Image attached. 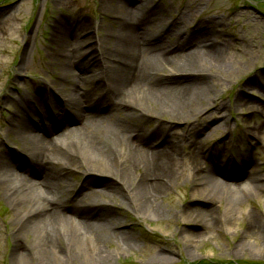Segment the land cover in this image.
Here are the masks:
<instances>
[{
    "label": "rangeland",
    "instance_id": "374dc122",
    "mask_svg": "<svg viewBox=\"0 0 264 264\" xmlns=\"http://www.w3.org/2000/svg\"><path fill=\"white\" fill-rule=\"evenodd\" d=\"M117 1L0 0V152L8 155V165L23 164L25 167L28 156L32 153L22 140L23 134L11 127L12 116L19 112L24 115L26 112L22 97H35L40 91L42 96L46 93L43 98L45 102H50L53 108L44 104L45 110L41 108L42 112H56L58 115L53 116L54 129L50 135L53 137H67L65 134L69 132L70 126L64 124L67 118L63 112L77 111L79 108L72 105L73 103L66 106L60 93L63 92L65 96L68 93L70 82L64 79L68 72L76 75V90L80 89L82 93L87 92L94 97L90 104L99 109H106L107 100L102 96L114 85L112 72L106 65H102L103 74H100V67L98 70L95 63L89 64L86 56L77 59L76 47L78 44L85 47L90 43L89 40H97L103 52L104 47L112 45V39L107 36L114 32V18L110 17L121 16L124 12L122 5L130 0L120 1L122 5ZM153 1L158 8L157 16L161 20L158 26L166 23L173 29L174 41L178 40L175 37H179L182 44L187 43L185 45H188V48H195L201 40L198 31L202 29L214 32L211 40L219 43L225 41L219 65L211 67L209 63H202V67L210 69L209 76L204 92L200 95L201 100L194 105L196 116L187 118L189 124L184 119L177 120L165 114L160 118L153 116L152 122L144 125L145 129L156 127L159 121L165 129L171 127L172 132L177 135L186 134L189 128L194 133L202 130V133L195 134L194 138L208 149L217 161L212 166L215 169L212 172L219 181L215 182V178L207 179L208 191L201 194L200 188L205 181H199L200 176L194 174L189 159L185 157L184 164L182 162V175L167 195L160 199L166 213L163 217L146 218L137 209L136 196L131 201L122 196L116 198V204L108 203V208L101 211L98 209V203L110 201L108 197L92 196L91 199L94 198L95 202L84 199V193L90 189H101L110 177L99 173L107 170L106 168H91V172H88L87 164H80L79 169L76 168L67 176L68 188H65L64 183L60 184V200L70 206L75 199H84L79 202L82 204L81 213L86 214L94 209V212L112 214L116 210V218L122 220L124 228L131 232L138 246L126 251L117 247L116 243L107 244L105 248L109 255L111 254L110 259L101 261L92 256L93 248L89 249L83 236L78 235L77 228L65 219L61 224L69 242L61 240V245L67 250L70 249L69 246L73 248L72 252L67 253L73 259L63 262L52 260L48 264H264V241L255 242L250 234H246V211H262L264 189L258 197L250 198L243 189H225L223 183L239 184L247 181V177L243 176L244 169L251 171L257 168L258 172L264 175V0ZM142 13L143 11H140L139 14ZM84 19L90 22L91 28L85 33L81 30L75 34L69 33L70 41L59 39L60 34H55V25L73 24ZM67 55L75 56L76 66L69 68L66 65ZM164 74L169 76L171 73ZM126 101L140 106L137 108L138 112H157L154 103L139 102L134 93L128 95ZM216 107H219V120L204 126L205 123L200 117L217 110ZM125 111L127 108H117V112ZM88 112L92 113L91 110ZM223 118H226L228 123L222 124ZM26 119L28 125L36 123L35 114L27 116ZM7 126L12 131L5 138L4 130ZM251 130L259 132V135L254 136ZM30 131L36 136L40 135L38 128ZM183 139V155L186 156L190 151L188 142L192 140V136ZM209 162L210 159L206 158L205 163L209 165ZM1 163L0 159V167ZM98 166L109 165L98 163ZM111 167L116 168L114 164ZM113 169L111 170L115 171ZM6 173V170L1 169L0 175ZM21 174L28 172L25 168H18L16 175L21 178ZM17 184L20 186V183ZM13 186L11 183V187ZM8 188L9 183L4 184L0 176V264H43L37 258L30 261H17L15 258L18 250L21 252L15 243L16 229L22 224L19 222L18 209L14 210L15 204ZM30 191L33 193V190ZM234 194L237 197H234ZM28 200V206L22 205L21 209L29 210L32 200ZM211 208L216 213L213 217L214 226L208 221L209 218L206 220L203 217L191 216L194 210L209 211ZM227 209L237 211L231 233L225 223ZM27 230L28 228H23L19 232L25 243L31 247L39 244L40 237ZM261 232L264 233V222ZM186 233L199 235L195 238V243L194 238H191L189 243L186 242L183 238ZM246 239L253 243L241 249L240 242ZM156 243L158 245L153 247ZM78 244H81L80 249ZM86 249L87 255L83 252ZM159 252L165 254L168 259H159Z\"/></svg>",
    "mask_w": 264,
    "mask_h": 264
},
{
    "label": "bare ground",
    "instance_id": "6f19581e",
    "mask_svg": "<svg viewBox=\"0 0 264 264\" xmlns=\"http://www.w3.org/2000/svg\"><path fill=\"white\" fill-rule=\"evenodd\" d=\"M120 1L117 2L122 5ZM121 8L124 10L121 16L110 17V19L114 18L112 21L114 32L107 35L112 39L110 47H104V51L101 52L100 42L97 40H89L90 43L85 47L80 44L76 47L77 59L86 56L89 64L95 63L98 70L100 67V74H103L102 65H106L112 72L114 85L106 95L104 93L102 96L104 100H107L106 109H99L90 104L94 97L87 92L82 93L80 89L76 90L75 86L78 85L76 75L68 72L64 79L70 82L68 93L65 92L69 99L63 92L60 93L66 106L73 103L72 105L79 108L77 111L63 112L64 117L67 118L64 124L70 126L69 132L65 134L66 138L63 137L64 135L50 136L53 133L51 130L54 129L53 116L58 117V115L56 112H42L41 108L45 110L44 104L53 108L50 102H45L43 98L46 95L45 92L43 96L40 91L38 96L22 97L21 101L26 112L24 115L23 112H19L12 116V129L23 134L22 140L27 149L32 152L28 156L25 167L23 164L8 165L6 160L8 155L0 152L2 162L0 171L1 169L7 171L5 175L0 176L4 184L9 183L8 191L15 204L14 210L18 209L19 222L22 224L19 229H16L15 235V243L21 250V252L18 250L16 254L17 261L26 259L30 261L37 258L43 264H48L52 260L56 262L72 260L73 257L68 256L67 253L72 252L73 248L69 246L70 249L67 250L61 245V240L69 242L61 224L65 219L77 228L78 235L83 236L89 249L93 248L92 256L101 261L110 259L111 254L109 255L105 248L107 244L116 243L117 247L126 251L136 248L138 246L136 239L124 228L122 220L116 218L115 214L118 213L116 210L113 214L94 212L95 209L88 214L81 213L82 204L79 201L88 198L90 202H95L94 198L91 199L92 196L108 197L110 201L104 200L98 203V209L101 211L108 208L106 205L108 203L116 204L114 202L116 198L122 196L131 201L136 196L137 209L144 217H163L166 210L160 199L167 195L182 175V162L184 164L185 157L189 159L194 174L200 176L199 181H205L200 188L201 194L208 191L207 179L215 178L217 180L215 182L219 181L212 172L215 171L212 166L217 161L209 150L194 138V135L201 134L202 130L194 133L189 128L186 134L177 135L172 132L171 127L165 129L159 121L156 127L145 129L144 125L152 122L153 116L160 118L165 114L177 120L184 119L189 124L187 118L196 116L194 105L201 100L200 95L204 92L209 76L210 69L202 67V63H209L211 67L219 65L224 53L225 41L219 43L211 40L214 32L202 29L198 31L201 40L197 42L195 48L194 46L188 48V45H185L187 43L182 44L179 37H175L178 40L174 41L173 29H170L166 23L158 26L161 20L157 16L158 8L153 0H130ZM140 11H143L142 15L139 14ZM90 28V22L84 19L73 24L60 23L54 26V31L55 34H60L59 39L64 38V41H70L69 33L75 34L79 30L85 33ZM59 39L56 37V41ZM74 57V55L65 56V62L69 68L77 65ZM164 73L171 74L166 76ZM131 93L136 94L139 102L154 103L158 106H154L157 112H143L144 110L138 112L137 108L140 106L126 101V97ZM86 103L89 104L86 105ZM119 106L127 108V111L117 112ZM216 108L217 110L210 112V115L200 117V120L205 123L204 126L219 120L217 117L220 114L219 107ZM90 110L92 113L88 112ZM34 114L36 123L28 125L26 117ZM226 123H228L227 119L223 118L222 124ZM35 128L40 130L37 131L40 135L36 136L30 131ZM12 129L6 127L5 138ZM251 132L254 136L259 135V132L252 130ZM191 136L192 140L188 142L189 154L184 156L183 138H191ZM206 158L210 159L209 165L205 163ZM83 163L87 164L88 172H91L89 170L91 168L103 170L106 168L107 170L99 173L110 179L101 189L88 190L84 193V199L79 201L75 199L73 204L68 206L60 200L59 186L64 183L67 189V176L76 168L79 169V165ZM98 163L109 166H98ZM113 164L115 169L111 167ZM18 168H25L31 175L21 174L19 178L16 175ZM245 170L243 176L247 177V181L239 184L223 182L225 189L228 187L232 190L243 189L248 197H258L264 189V175L260 174L257 168L251 171ZM17 183H20V186ZM30 190H33V193ZM196 190L194 193L197 192ZM29 195L32 197L28 200ZM27 200H32L29 210L21 209L22 205L28 206ZM117 205L122 204L117 203ZM205 210H194L191 216L203 217L206 220L209 218L208 221L214 226L215 210L212 208L209 211ZM229 210H226L225 223L231 233L237 211ZM195 212L197 213L194 214ZM246 216L248 218L246 234H250L255 242L264 241V233L261 232L264 208L260 213L246 211ZM23 228H28L27 232H34L40 237V243L32 247L25 243L19 235ZM198 236L186 233L183 238L187 243L194 238L195 243V238ZM252 243L246 239L240 242V248L245 249ZM157 245L156 243L153 247ZM80 246L81 244H78L79 249ZM87 251L86 249L83 252L87 255ZM158 258L168 259L161 252Z\"/></svg>",
    "mask_w": 264,
    "mask_h": 264
}]
</instances>
